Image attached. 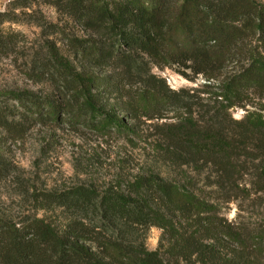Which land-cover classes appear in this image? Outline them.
I'll list each match as a JSON object with an SVG mask.
<instances>
[{
    "label": "rangeland",
    "instance_id": "rangeland-1",
    "mask_svg": "<svg viewBox=\"0 0 264 264\" xmlns=\"http://www.w3.org/2000/svg\"><path fill=\"white\" fill-rule=\"evenodd\" d=\"M255 1L264 6V0ZM93 38L81 23L56 7L54 0H0V92L34 93L38 99H59L68 94L55 59L59 56L78 72L95 77L94 92L101 103L129 127L102 132L64 121L48 122L7 101L8 122L0 125V231L21 229L41 219L62 236L77 229L81 243L102 258L107 252L100 243L124 239L174 262L168 230L153 220L127 225L112 217L103 202L106 197L130 195L132 183L152 173L177 181L213 203L221 222L244 237L264 231V191L257 192L259 159L255 158L260 154L254 142H249L247 156L236 164V182L223 178L211 165L201 171L187 166L181 169L166 158L161 147L165 144L162 131L190 114L211 123L223 111V125L229 133L249 115L264 118V95L258 90L249 89L247 95L233 100L235 105L229 109L226 106L231 101L224 99V95H231L229 81L233 76L253 59L264 63V41L250 40L242 45L222 72L209 77L182 66L158 65L146 55L137 56L133 65H97L76 52V44ZM149 80L169 95H180V103L162 110H143L133 117L125 102L133 95H142ZM6 98L0 95V103ZM82 190L92 193L93 198L83 207L58 201L60 196ZM172 219L179 230L189 227L179 217ZM210 237L213 234L206 231L199 238L215 246L220 264L257 260L252 240L246 245ZM182 264L200 263L193 257L190 263Z\"/></svg>",
    "mask_w": 264,
    "mask_h": 264
},
{
    "label": "trees",
    "instance_id": "trees-1",
    "mask_svg": "<svg viewBox=\"0 0 264 264\" xmlns=\"http://www.w3.org/2000/svg\"><path fill=\"white\" fill-rule=\"evenodd\" d=\"M54 4L96 37L76 44V52L100 66L133 65L137 56L146 55L158 65L182 66L209 76L222 72L242 45L250 40L264 41V6L255 0H54ZM244 52L247 50L241 54ZM55 59L68 94L59 99H38L34 93L0 92L7 96L4 104L0 103V125L8 122L7 101L11 100L25 114L48 122L64 121L102 132L129 130L101 103L94 92L93 75L78 72L59 56ZM249 89L264 95V63L258 59L229 81L231 95H224V99L231 103L226 108L233 107V100L247 95ZM179 97L169 95L149 80L142 95H133L124 107L132 109L136 117L143 110L179 104ZM223 113L211 123L190 114L169 124L162 131L166 145L161 147L166 158L181 169L187 166L201 171L205 166H215L223 178L236 182V164L247 156L249 142H254L260 154L255 157L259 159L257 192L264 191V118L249 115L239 122L234 133H229L223 125ZM92 199V193L82 190L60 196L58 201L83 207ZM103 202L112 217L127 225L150 224L153 220L168 230L176 260H166L160 252L124 239L100 243L99 247L107 252L102 258L81 243L77 229L62 236L38 219L21 229L2 228L1 264H182L190 263L193 257L196 263L220 264L215 246L199 238L206 231L213 234L209 239L215 241L231 239L247 245L252 240L257 260L250 264H264L263 230L249 237L235 232L231 225L221 222L213 203L200 199L177 181L154 173L141 176L132 183L130 195L106 197ZM174 216L189 227L177 229ZM242 260L234 264L250 262Z\"/></svg>",
    "mask_w": 264,
    "mask_h": 264
}]
</instances>
